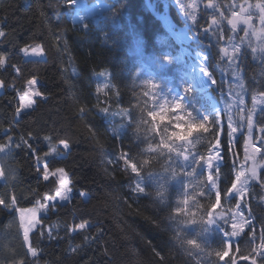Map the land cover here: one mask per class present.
I'll use <instances>...</instances> for the list:
<instances>
[{
	"label": "trees",
	"instance_id": "trees-1",
	"mask_svg": "<svg viewBox=\"0 0 264 264\" xmlns=\"http://www.w3.org/2000/svg\"><path fill=\"white\" fill-rule=\"evenodd\" d=\"M103 1L109 4L106 12L75 23L73 0H0V56L6 61L0 67V166L5 178L0 200L11 206L0 205V264H231L233 258L236 264H264V170L259 180L247 181L242 194L222 195L215 210L230 215L218 220L214 210L215 224L203 232L208 225L201 221L207 219L215 192L208 196L207 172L191 166L193 156L207 158L216 142L210 103L190 82L198 52L208 58L216 80L210 91L221 106L239 103L254 112L253 99L264 96V52L244 47L246 56L237 68L219 51L229 46V38L235 44L240 40L242 32L233 33L228 25L236 2L211 0L207 7L202 0L196 13L201 28L196 29L179 0ZM168 24L177 32L186 30L193 38L190 44ZM209 25V32H203ZM217 27L224 32L219 42L212 34ZM33 45L43 47L45 59L24 58L21 49ZM33 79L44 100L36 99L19 116L18 97ZM165 101H179L185 111L153 121L149 113L159 112ZM254 113L260 128L257 120L264 117ZM178 115L188 122L210 116L208 131L194 128L185 140H167L169 151L161 140L175 130ZM222 121L224 160L217 185L226 191L238 173L233 161L238 166L243 161L247 132L233 143V156L225 134L227 117ZM61 141L70 150L61 148ZM48 145L59 146L58 155L35 158ZM125 152L149 161L142 172L144 192L137 190L138 178L121 159ZM45 163L52 171L64 169L72 191L68 202L40 216L26 245L15 209L44 202L46 194L59 189L54 176L43 178ZM235 223L239 226L233 230ZM217 224L236 233L223 260L215 254L222 247ZM188 239L200 247L188 245Z\"/></svg>",
	"mask_w": 264,
	"mask_h": 264
},
{
	"label": "snow or ice",
	"instance_id": "snow-or-ice-1",
	"mask_svg": "<svg viewBox=\"0 0 264 264\" xmlns=\"http://www.w3.org/2000/svg\"><path fill=\"white\" fill-rule=\"evenodd\" d=\"M180 2V0H179ZM185 8V14L187 18H190L194 23H196V16L188 13L187 12V6H183ZM207 7H212V3L211 0H207ZM235 15V13L233 14ZM262 22H264V17L261 18ZM213 23H215V20H213ZM244 23L246 24L247 21L245 20ZM228 24L231 25V30L233 33H235L236 31V23H234L232 20L228 21ZM211 25H209V27H205L203 28V32L208 33L210 30ZM201 25H199V23H196V29H200ZM214 35H217L218 37V42L219 39H222L224 36V32L223 29L221 27H217V29L215 31H213ZM3 35V32H0V36ZM194 35L196 37H198L199 32L195 30ZM244 35L245 37L248 36V31L247 29H244ZM228 45L231 48V52L232 55L228 56V48L226 47H221L219 49V51L221 53H224L225 56H227L228 58V62L230 64L235 63L237 65V68H239V65L242 63L243 59L246 56V52L245 49L243 47V39H241V43L239 45L235 44L231 38H229L228 41ZM249 47H251V45H249ZM251 51L253 53H255L256 49L252 48ZM262 51H264V49H262ZM21 52L24 53L25 56H29L31 55H38V56H42L43 55V50L40 49L39 45L36 48L31 49V53L29 50V47H24L21 49ZM223 58V57H222ZM255 58V57H254ZM197 60L198 63L195 66L196 70L198 71V74L200 77L202 78H206L207 81H210L211 84H215L216 80L214 78V76L212 75V73L209 71V65H208V58L207 56L202 53L199 52L197 53ZM262 62H264V57H262ZM5 65V57L0 56V67H3ZM17 73H19V69L16 68L15 69ZM30 85H34L36 83V81H30L29 82ZM0 87H3V82L0 81ZM105 87H108V84H105ZM146 87L148 88H152V89H157V86L154 83H146ZM185 92L188 93L190 92V89H185ZM146 95H148L149 93L146 91L145 92ZM262 95H264V93H261ZM32 95L34 96H39L40 93L38 91L33 92ZM23 107L25 108H30L32 107V101H29L28 103L24 104ZM102 111H107L106 109H102ZM185 111L184 106L181 102L179 101H175L172 103H169L167 101H165L164 104L160 105V110L159 112H155L152 111L149 113L150 118L155 121L157 118H159V120L161 122L164 121L165 119V115L167 113H178V112H183ZM260 115L261 117H264V107H262L260 110ZM226 114V112L224 113ZM125 116L129 115L128 113L124 114ZM255 115V113H250L248 115L247 118V127H248V135L251 137L252 136V130H253V116ZM189 117H192L190 113H188ZM211 116V122H212V126L215 127L216 131L213 132V136L216 137V142H215V147L213 150H210L207 158H205L203 155H200L199 158H197V156H193L191 159V166L193 168H195V166H199L201 173L203 172H207V181L210 185L209 191H208V196L211 197L213 191L215 192V199L214 202L210 203V209L209 211H207L206 215H207V219L206 220H202L201 223L203 224H207L208 227L202 229L203 232H208L209 230H211L212 225L215 224V218L213 216V212L214 210L220 205L221 203V197L222 195L227 198L229 195H239L240 191L243 188V184L241 185V189H237V182L240 181V177L244 174L242 171H240L236 176H235V180L231 182V187L228 188L226 191H222L218 188L217 185V179L219 177L220 174V169H221V161L224 160V155L222 153V147H223V141L220 139V135L221 133L224 131V125H223V121H222V113L220 110H214L213 112H211L210 114ZM210 116H204L201 117V119L197 122V120H194L192 118L191 122L185 121L183 116H177L176 117V125H175V130H173L169 136L165 139V140H161V145L163 147H166L169 149V151H171V146L167 143V140H185L187 139V137L191 134L192 130L194 128L196 129H201L204 132L208 131V128L205 126L206 123L209 121ZM129 124H132V121L129 120L128 122ZM257 123L260 124V128L259 131L261 133H264V119H259L257 120ZM183 124V129L181 130V125ZM158 126L157 125H153V130L155 131L156 128ZM138 130V128H137ZM237 132V127L233 126V121L232 118L229 116L228 117V121H227V131H226V136H227V145H228V151L230 153H232V146L234 141L236 140L235 137V133ZM260 145L259 147L255 148V152L260 153L262 152V150H264V137H260ZM61 144L63 145V149L65 151L70 150V146L67 142L61 141ZM245 161L247 160L248 156H247V152L249 147H251V145L249 144L248 141H245ZM0 151H3V149H0ZM52 151H56L55 149H52ZM148 151H156V149L154 148H149ZM47 155V154H45ZM177 155H179V153H177ZM233 156H235V153H232ZM264 158V157H262ZM121 159L124 160L125 165L131 169V171L136 175L137 179V190L139 192H144L145 188L141 186V182L144 180V176L142 175V172L145 168L146 165H148L149 161L148 159H143L140 161H137L135 157L131 156L128 152L122 153L121 154ZM184 160L187 161L188 160V156H184ZM236 161H233V171H236ZM240 168L243 167V164L239 165ZM48 170H49V165L47 163L44 164V179L48 180ZM55 172H59L64 174V169L63 168H57L55 170ZM55 172H53V175H55ZM66 175V174H65ZM153 173L151 171L148 172V176H152ZM253 175H255V170H253ZM0 176H3V171L2 169H0ZM215 177V178H214ZM243 183H247V181H244ZM60 189L62 190H58L55 193V196L59 198V201H68L70 199V193L72 191V189L69 187V183L67 181H62L60 184ZM82 196L86 195L85 193H81ZM46 201H53V197L48 196L47 194L45 195L44 198ZM15 203V201L13 200V204ZM186 203V201H185ZM0 205H4L5 207H11L10 205H7V203L3 200H0ZM56 203L52 202L49 204H41L39 205V208H33V209H15L16 212H19L21 214V220L23 221L24 219V212L27 211L29 213H31L32 218L35 219L36 217V213L38 210L40 209H54L56 207ZM177 211L179 212V209H177ZM193 223H196L195 221H193ZM80 228H84L85 224H81L79 225ZM233 227H235V225H233ZM29 228H25L24 230V239L25 241L28 240V232H29ZM217 235H219L220 237V242L222 247L216 251V256L219 257L220 260H223L225 257L229 256V250L232 248V246L235 244V241L232 239L233 236L236 235L235 232H232L231 234L228 233L227 231H225L224 227L222 225L217 224L216 228H215ZM222 233V235H221ZM186 243L188 245H191L193 247H200V245L198 244L196 239H188L186 241ZM261 249L264 250V243H261L260 245ZM238 250V249H237ZM30 251H32L30 249ZM253 251H255V249H253ZM32 255L35 256L36 253L35 251H32ZM241 258L247 260L248 256L241 254ZM231 264H236L235 258H233L231 260ZM252 264H256L255 260L252 261Z\"/></svg>",
	"mask_w": 264,
	"mask_h": 264
},
{
	"label": "rangeland",
	"instance_id": "rangeland-1",
	"mask_svg": "<svg viewBox=\"0 0 264 264\" xmlns=\"http://www.w3.org/2000/svg\"><path fill=\"white\" fill-rule=\"evenodd\" d=\"M202 0H180L179 2V6L181 7V9H183V11H185V8L183 6H187V12L191 13L193 15L196 16L197 11L200 9V3ZM236 3L233 4V10L235 11V15H233L234 13L230 14L231 16L228 18L229 20H232L234 23H236L237 27H236V31L238 32H242V34L240 35V40L237 41V45H239L241 43V39H243V47H249V45H251V48H255L256 54H260L262 51V49H264V22H262L261 18L264 17V0H260L256 3H252L250 2V0H245V1H241L239 2L238 0H234ZM72 4L74 5V15L72 18V21L75 23H82L85 22V19L88 18H94L97 15H100L104 12H106V10H108L109 8V4L106 2H104L103 0H73ZM247 21V23L245 24L244 21ZM229 26H231L230 24H228ZM244 29H247L248 31V36L245 37L244 35ZM179 34L181 36L182 39H185L186 42H188L190 44V42L192 41L193 38H191V36L189 35V33L186 32V30H179ZM188 45V44H187ZM38 45H33L31 47H29L30 53H31V49L36 48ZM40 49L43 50V55L42 56H38V55H29V56H25L24 53L22 52V55L24 56V58L26 60H43L46 58L44 49L41 45H39ZM228 48V56L232 55L231 52V48L229 46H227ZM188 55L190 56V54L188 53ZM225 59L228 58L227 56H225ZM198 63V60H197ZM5 65H6V61H5ZM4 65V66H5ZM197 65V64H196ZM195 65V66H196ZM3 66V67H4ZM195 66L192 68L191 70V75H190V82L193 83L194 88L196 90H198L199 92H202L206 98V100L208 101V103H210V107L212 109V111L215 110V107L213 105H215L218 110L221 111L222 113V118L223 117H227V121H228V117L230 116L232 118L233 121V126L237 127V132L234 134L236 138L239 137L240 134H242L243 130L248 131V127H247V118H244L243 120H241L239 122V124H235V117L234 112L238 109L239 111L241 110L239 103L234 104L233 102H230L227 105H223L221 106L218 102L215 101L214 97H213V93L210 91V88L212 86H215V84H211V82L209 83V85L207 87L198 86L197 83V76L194 75H198V71L196 70ZM200 77V76H199ZM199 81L202 79V77L198 78ZM34 81H36V83L34 85H30V81L27 83L26 85V90L24 92H22L18 99H19V106H18V115L20 116L21 114H23V112H26L30 109H32L35 105L36 99H43L44 97L42 96V94L40 93L39 89L37 88L38 86V80L37 79H33ZM31 80V81H33ZM1 81V80H0ZM4 87H0V94L4 91L3 90ZM38 91L40 93L39 96H34L32 95L33 92ZM233 99H231L232 101ZM29 101H32V107L30 108H25L23 107L24 104L28 103ZM254 108L255 110H258L259 107L256 106L255 104ZM256 106V107H255ZM223 111H226L227 116H225V114L223 113ZM236 115V114H235ZM248 135V132H247ZM249 139V140H248ZM236 141V140H235ZM234 141V143H235ZM246 141L249 142V144L251 145V147H249L248 152H247V160L245 161V151L243 154V161L239 160V164H243V167L240 168L238 165V173L240 171H242L244 174L240 177V181L237 182V189H241V185L243 184L246 185V183H243L244 181H254L255 182V178H257V174L259 172V165H258V161L262 160L264 162V158H260L261 156L259 155L260 153H263L264 151L262 150V152L257 153L255 152V148L259 147L258 144H255V142H252V138L250 136L246 137ZM245 145V143H244ZM60 147L63 148V145L60 144ZM58 148L59 146H49L48 145V151L42 150L40 152V154L37 153L35 158H39L45 154H48L49 157H53V155H58ZM52 149H55L56 151H52ZM63 156V155H62ZM41 162V161H40ZM0 169H2V166H0ZM253 170H255V175H253ZM52 170H48V179L51 177H55V179L57 180L59 189H60V184L62 181H67L69 183V187L71 188L69 179L67 174L64 171V174L59 173V172H55V175H53ZM237 173V174H238ZM66 174V175H65ZM4 177L0 176V181L4 182ZM48 181V180H46ZM57 190V191H58ZM62 191V190H61ZM243 192V188L240 191V194H242ZM71 194V193H70ZM69 194V195H70ZM50 197H53V201L55 202L56 205L57 204H64L68 201H59V198L56 197L55 195H49ZM50 201H46L44 200V202H39L37 205L33 206V207H29L27 209H33V208H39V205L41 204H49L52 203ZM25 209V210H27ZM49 209L45 208V209H40L37 211L36 213V217L35 219L32 218L31 213L25 211L24 212V219L23 221L21 220V214L19 212H17V216H18V220L20 221V225H21V231L23 234V239H24V230L25 228H29V232H28V238L29 235L35 231V229L39 226V221H40V216L42 215H46L48 213ZM238 211H235L234 214H237ZM230 214H226V212L221 213L218 210H215V218L218 220H223L225 218V216H229ZM235 219L233 218V221ZM235 225V227H233V230L238 227L239 225L237 223L233 224ZM24 242L26 245H28L29 241H25Z\"/></svg>",
	"mask_w": 264,
	"mask_h": 264
},
{
	"label": "built area",
	"instance_id": "built-area-1",
	"mask_svg": "<svg viewBox=\"0 0 264 264\" xmlns=\"http://www.w3.org/2000/svg\"><path fill=\"white\" fill-rule=\"evenodd\" d=\"M164 15V14H163ZM254 101H255V105L256 106H258L259 107V109L258 110H255V108H254V112H256V113H259L260 111V109L262 108V107H264V97L262 96V97H256L255 99H254ZM255 106V107H256ZM250 113H253L252 111H250L249 109H248V107L247 106H242V108H241V110L239 111V110H236L235 112H234V117L236 118L235 119V124H239V122L241 121V120H243L244 118H246V117H248V115L250 114ZM236 114V115H235Z\"/></svg>",
	"mask_w": 264,
	"mask_h": 264
},
{
	"label": "crops",
	"instance_id": "crops-1",
	"mask_svg": "<svg viewBox=\"0 0 264 264\" xmlns=\"http://www.w3.org/2000/svg\"><path fill=\"white\" fill-rule=\"evenodd\" d=\"M253 125H254V127H253V130H252V136H251V138H252V142H255V144H258V145H260V137H264V133H261L260 131H259V128H257L256 127V124L254 123V119H253ZM246 132H248V131H246ZM247 134V133H246ZM249 135H247V137H248ZM249 140V139H248ZM264 151V150H263ZM260 156H262L261 155V153L259 154ZM261 159H262V157H260ZM258 165H259V172H258V174H257V178H255V181H257V180H259L260 179V173H261V171L262 170H264V162L262 161V160H259L258 161Z\"/></svg>",
	"mask_w": 264,
	"mask_h": 264
},
{
	"label": "bare ground",
	"instance_id": "bare-ground-1",
	"mask_svg": "<svg viewBox=\"0 0 264 264\" xmlns=\"http://www.w3.org/2000/svg\"><path fill=\"white\" fill-rule=\"evenodd\" d=\"M200 81H201V86H204V87H207L210 83V81H207L206 78H202ZM213 106L215 107V110H218V108L215 105H213Z\"/></svg>",
	"mask_w": 264,
	"mask_h": 264
}]
</instances>
